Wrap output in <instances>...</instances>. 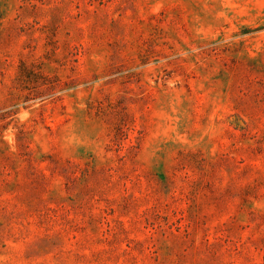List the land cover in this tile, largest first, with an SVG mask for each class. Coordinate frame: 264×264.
<instances>
[{"label":"rangeland","instance_id":"rangeland-1","mask_svg":"<svg viewBox=\"0 0 264 264\" xmlns=\"http://www.w3.org/2000/svg\"><path fill=\"white\" fill-rule=\"evenodd\" d=\"M0 264H264V0H0Z\"/></svg>","mask_w":264,"mask_h":264}]
</instances>
